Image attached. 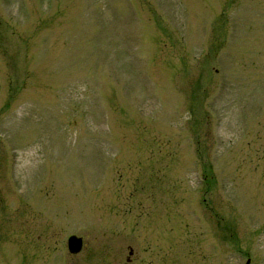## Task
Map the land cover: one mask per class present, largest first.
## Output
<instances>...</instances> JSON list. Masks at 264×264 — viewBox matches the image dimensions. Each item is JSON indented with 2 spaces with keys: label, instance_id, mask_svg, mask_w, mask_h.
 <instances>
[{
  "label": "rangeland",
  "instance_id": "rangeland-1",
  "mask_svg": "<svg viewBox=\"0 0 264 264\" xmlns=\"http://www.w3.org/2000/svg\"><path fill=\"white\" fill-rule=\"evenodd\" d=\"M247 259L264 0H0V264Z\"/></svg>",
  "mask_w": 264,
  "mask_h": 264
},
{
  "label": "water",
  "instance_id": "water-1",
  "mask_svg": "<svg viewBox=\"0 0 264 264\" xmlns=\"http://www.w3.org/2000/svg\"><path fill=\"white\" fill-rule=\"evenodd\" d=\"M81 237L76 236L74 234H70L67 239H66V248L67 251L70 253H76L77 251H79L80 247H81ZM132 250L131 248H128V253L127 256L125 257V261H129L130 258L129 256L131 255ZM244 264H248V259L245 261Z\"/></svg>",
  "mask_w": 264,
  "mask_h": 264
}]
</instances>
